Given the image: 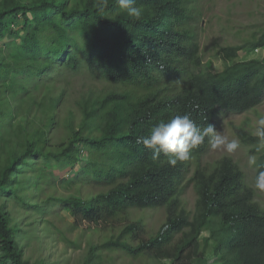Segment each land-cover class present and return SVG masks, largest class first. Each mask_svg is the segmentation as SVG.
<instances>
[{
  "label": "trees",
  "instance_id": "trees-1",
  "mask_svg": "<svg viewBox=\"0 0 264 264\" xmlns=\"http://www.w3.org/2000/svg\"><path fill=\"white\" fill-rule=\"evenodd\" d=\"M136 6L138 20L116 0L103 11L98 0H0V264H43L23 259L20 241L38 226L50 234L59 211L76 227H102L128 221L130 211L159 208L166 218L154 235L146 238L142 219L127 222L90 243L81 264H105L114 252L132 264H264V210L255 202L264 193L247 186L237 164L225 157L202 163L207 138L174 167L136 143L175 114H190L202 129L257 109L264 55L239 54L264 49V25L239 44L220 46L222 69L212 71L200 53L193 0ZM80 74L89 85L68 107ZM93 82L108 87L95 91ZM234 135L258 156L254 184L264 150L256 152L252 133ZM66 169L74 173L69 180L58 175ZM13 203L23 208L22 227L6 209Z\"/></svg>",
  "mask_w": 264,
  "mask_h": 264
},
{
  "label": "rangeland",
  "instance_id": "rangeland-1",
  "mask_svg": "<svg viewBox=\"0 0 264 264\" xmlns=\"http://www.w3.org/2000/svg\"><path fill=\"white\" fill-rule=\"evenodd\" d=\"M199 11L195 22L200 45V53L203 62H210L211 70L214 68L222 69L220 59L215 56V51L220 46L235 45L247 39L253 33L260 31L264 25V0H193ZM259 50L250 55L239 54V59L245 57H261L264 51ZM84 74L77 75L72 80L70 92L68 94V107H74L73 101L79 96L81 91L87 90L89 82ZM103 82H93L92 88L95 91L107 88ZM256 111V112H254ZM254 111L243 114H229L219 117L216 123L215 131L223 133L228 139L237 138L234 133L238 130H244L247 133L254 132L255 121L264 115V101ZM240 141V140H239ZM252 148L240 141V148L233 154H228L219 149H212L209 145L202 163L216 161L222 157L231 159L244 174V181L248 187L253 188L254 168L248 166V156L251 154ZM78 168H74L77 170ZM59 178L69 180L74 173L70 170H62L58 173ZM75 188L71 186L73 191ZM61 194L69 195L72 192L59 188ZM92 190V189H91ZM94 190H92L93 192ZM89 189L83 187L82 193L88 194ZM186 204L188 209H193L194 191L191 186L186 192ZM4 202V198L0 197V205ZM255 202L264 210V194L256 193ZM6 209L10 212L13 223L23 225V208L20 205H7ZM166 218L164 209H154L147 212L130 211L128 213V221L118 224L95 227L86 222H77L74 225L73 218L65 211L53 216L51 219L55 224V229L50 234H45L39 226L36 232L29 238L20 241L22 247L23 259L30 263L43 264H81L87 246L90 243L98 244L107 240L117 233V230L124 226L125 223L142 219L145 227L146 238L154 235ZM122 219V218H121ZM25 228V227H23ZM22 239V237L20 238ZM109 257H112L109 259ZM105 264H132L124 254L114 252L109 254ZM133 264H167L166 262L153 263L146 259H139Z\"/></svg>",
  "mask_w": 264,
  "mask_h": 264
},
{
  "label": "clouds",
  "instance_id": "clouds-1",
  "mask_svg": "<svg viewBox=\"0 0 264 264\" xmlns=\"http://www.w3.org/2000/svg\"><path fill=\"white\" fill-rule=\"evenodd\" d=\"M116 3L118 9L125 12L128 17L133 20L140 19L142 10L136 6V0H116ZM107 4L108 0H98V7L101 11L107 7ZM215 128L208 124L201 129L197 127L190 114H175L166 121L157 122L149 130L148 135L137 137L136 143L152 150L153 160H158L161 154L165 155L168 158V165L172 167L178 162L188 160L191 150L203 144L206 138L208 139L207 148L211 145L212 149H219L228 154L235 153L240 148L239 139H228L223 133L215 131ZM253 135L258 141L256 152L264 150V115L255 121ZM248 166H258L256 154L248 156ZM253 187L258 192L264 193V170L257 172Z\"/></svg>",
  "mask_w": 264,
  "mask_h": 264
},
{
  "label": "crops",
  "instance_id": "crops-1",
  "mask_svg": "<svg viewBox=\"0 0 264 264\" xmlns=\"http://www.w3.org/2000/svg\"><path fill=\"white\" fill-rule=\"evenodd\" d=\"M261 51L263 52V51H264V49H262ZM262 52H261V53H262ZM263 53H264V52H263Z\"/></svg>",
  "mask_w": 264,
  "mask_h": 264
},
{
  "label": "built area",
  "instance_id": "built-area-1",
  "mask_svg": "<svg viewBox=\"0 0 264 264\" xmlns=\"http://www.w3.org/2000/svg\"><path fill=\"white\" fill-rule=\"evenodd\" d=\"M258 50H256L255 52H257Z\"/></svg>",
  "mask_w": 264,
  "mask_h": 264
}]
</instances>
